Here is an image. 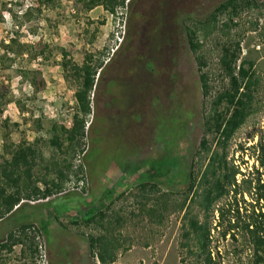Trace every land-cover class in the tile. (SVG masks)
I'll use <instances>...</instances> for the list:
<instances>
[{
  "label": "rangeland",
  "instance_id": "rangeland-1",
  "mask_svg": "<svg viewBox=\"0 0 264 264\" xmlns=\"http://www.w3.org/2000/svg\"><path fill=\"white\" fill-rule=\"evenodd\" d=\"M221 1L224 0H203L202 3L200 0H125L124 7H117L115 13H111L103 5L86 10L80 0H56L54 5L43 7L41 18L29 21L22 27L23 42L38 51L46 46L53 53L47 61H43L41 56L37 60H29L28 55L5 58V65L0 70L2 91L5 99L13 98V101L2 105L0 113V162L3 161L4 142L16 145L26 142L34 144L39 150L36 176L56 179L55 170L58 167L55 161L64 170L70 161L73 166L70 171L66 170L68 178L60 192L47 199L25 200L21 209L0 221V239L6 238L10 230L23 224L32 225L27 233L34 236L39 249L38 253L33 254L28 242L23 246L17 245L11 253L5 254L6 264H42L45 259L48 264H66L71 258L70 249L74 244L71 234L75 233H83L87 238L105 235L111 240L116 248V260L111 264H190L195 261V254L189 253L188 248L182 245L185 242L183 225L186 210L177 206L184 200L185 192L168 199L165 186L157 192L149 188L143 192L140 184L144 173L142 170L135 172L133 168L153 155L157 158L161 147L167 148V144L171 146L176 138L185 136L187 144L184 145L199 148L204 135L203 115L209 112L212 100L228 83V79L222 76L219 61L223 45L237 41L240 42L241 59L254 62L253 70L259 81L254 92L255 111L230 140V157L234 156L236 163H239L242 156L240 145L248 146L259 140L264 128V0H258V7L242 10L233 23L227 14L219 16L215 31L208 37H204L203 31L199 30L202 46L198 54L207 61L202 71L190 49L188 35L184 41L179 37L182 21L184 30L187 25L193 28L195 20L206 19ZM35 3V0H0V10L3 12L0 55L6 52L5 45L13 29H18L15 15L21 14L30 5L35 6ZM225 23H229V27ZM127 33L128 42L122 45L104 69L103 80L101 82L99 79L98 90L95 96L92 94L93 114L86 125L87 136L81 145L85 152L77 155L59 152L50 143L54 135L52 126L55 122L61 124L64 121L71 126V112L74 109V87L62 74L59 47H64L70 58L78 63H82L87 52H93L96 56L100 51L105 52L104 58L107 59ZM150 34L156 37L154 40L158 46L163 39L171 37L169 46L176 65L172 63L171 80L167 79L164 83V58L157 48L156 54L160 58L155 78L160 97L155 120L148 115L144 102L138 101V104H133L132 118H126L129 126L125 127L124 124L122 129L119 122L112 120L115 115L113 111L121 104H112L111 109L106 108L105 103L106 99L119 94L121 101L128 104L131 101L128 99L130 87L124 86L119 90L114 87L108 92L106 82L126 71L127 60L133 62L138 56L137 48L131 44H137L141 38L146 41ZM170 41L168 39L167 46ZM163 43L166 44V41ZM183 44L185 47L181 46ZM135 68L129 70L128 74L131 75ZM201 73H207L210 78L208 95L202 89ZM99 77L97 75L96 81ZM161 107L167 110L162 113ZM151 120L156 126L154 140L160 143L154 148L156 152H150L147 145ZM6 132H9L7 138L4 136ZM208 137L211 138V135ZM10 156L7 154L5 157ZM244 157L249 159L245 154ZM196 160L195 169L198 171L207 160L199 156ZM80 166L82 170H79ZM180 180L182 178L178 180V188L184 191L187 184ZM38 185L45 188L41 181ZM48 204L51 207H46ZM51 210L58 220L49 213ZM97 210L105 212L100 225L95 222L89 225L82 222L79 226L71 224L76 214L87 218ZM194 211H198L195 206ZM199 217L203 219L202 212ZM214 218L211 215L210 220L213 222ZM44 220L46 230L41 227ZM62 223L67 225L66 231L62 230ZM212 234L215 244L218 233L214 230ZM88 244L83 246L85 253L78 261L85 257L93 264V261L97 262V256L90 254ZM191 244L197 245L195 240H191ZM234 245L229 236L220 243L223 264H244L246 252L234 253Z\"/></svg>",
  "mask_w": 264,
  "mask_h": 264
},
{
  "label": "trees",
  "instance_id": "trees-1",
  "mask_svg": "<svg viewBox=\"0 0 264 264\" xmlns=\"http://www.w3.org/2000/svg\"><path fill=\"white\" fill-rule=\"evenodd\" d=\"M56 0H35V6L26 7L21 14L15 15L18 29H13L4 54L0 55V70L5 65V58L15 59L18 56L28 55L29 60H37L39 56L43 61L50 59L53 50L46 46L38 51L32 45L23 42L21 29L29 21L43 16V7L52 6ZM86 10L103 5L111 13H115L117 7H124L125 0H80ZM259 6L258 0H224L221 1L204 20H195L192 28L186 26L188 42L191 51L195 54L200 71L207 65L205 57L198 54L202 42L198 36L202 30L204 37H208L217 27L219 16L228 15L233 23L234 18L247 7ZM3 20V12L0 10V22ZM194 23V22H193ZM236 25V24H235ZM229 27V23H225ZM61 60L59 62L62 74L66 81L74 87V109L71 112L72 125L61 124L52 126L54 135L50 143L58 148L61 153L83 154L85 149L81 147L87 136L86 125L93 114V96L98 90L99 78L102 66L106 60L105 52H99L96 56L93 52H87L82 63L70 58L64 47H59ZM13 58H12V56ZM222 76L228 79V83L215 96L211 102V108L204 114V135L200 140L199 148L187 147L184 137L176 138L174 143L162 149L155 161L142 160L135 165L133 171L142 170L144 176L140 184L143 192L160 191L161 187L167 189V199L175 194L185 192L184 200L178 204V208L185 209V223L183 246L189 253L195 254V261L190 264H223V252L220 243L229 236L234 245V253L246 252L244 264H264V128L259 135V140L248 146L241 144L240 162L236 163L234 156L229 155L230 140L245 123L247 118L254 113V92L259 79L253 70L254 62L241 59L240 42L224 44L219 58ZM240 61V62H239ZM248 65V66H246ZM202 89L205 95L210 92V78L207 73L200 74ZM13 101V98L5 99L0 80V113L2 105ZM91 121L89 127L91 126ZM211 135V138L208 137ZM4 136L7 138L9 132ZM66 141L68 144H65ZM184 143H186L184 145ZM213 144L215 147H213ZM3 161L0 162V221L16 213L25 200L38 201L47 199L55 192L63 189L68 172L72 168L71 161L66 164L64 170L59 162L57 166V178L48 179L46 176L38 177L35 174L38 148L34 144L26 142L20 144L3 143ZM185 148V149H184ZM11 156L6 158L5 156ZM249 156V159H245ZM206 159L196 171V157ZM252 160V164L250 162ZM204 166V167H203ZM82 170V166L80 169ZM46 173L45 175H47ZM187 184V188L181 191L178 188V180ZM42 182L45 188L38 183ZM179 182V183H180ZM194 206L198 211H194ZM46 207H51L48 204ZM203 213L200 220L199 213ZM49 213L58 220L54 211ZM214 215L213 222L210 220ZM105 218V212L97 210L92 216L84 218L76 214L71 220L73 225H81L82 222L89 225L91 222L101 224ZM62 230H67L66 224H60ZM30 224H23L17 229L10 230L6 238L0 239V264H6L5 254L11 253L17 245L23 246L29 243L33 254L39 252L34 236L27 233ZM46 230L47 223L41 224ZM216 230L218 238L213 244L212 232ZM70 233V232H69ZM73 245L70 249V260L77 261L85 253L83 246L88 244L89 252L96 255L102 264H111L116 260L115 246L105 235L89 236L83 234H71ZM191 240L196 241L192 246ZM227 252V250L225 249ZM241 260V259H240ZM93 264L97 262L93 261Z\"/></svg>",
  "mask_w": 264,
  "mask_h": 264
},
{
  "label": "flooded vegetation",
  "instance_id": "flooded-vegetation-1",
  "mask_svg": "<svg viewBox=\"0 0 264 264\" xmlns=\"http://www.w3.org/2000/svg\"><path fill=\"white\" fill-rule=\"evenodd\" d=\"M188 1H192V0H188ZM198 1L199 0H196V2ZM200 2L202 3L203 0H200ZM183 16H185V14H183ZM182 26H183V21L181 22V29H179L181 30L179 37L180 40L184 41L187 40V31L186 29L184 30ZM154 39H156V37H153L150 34L149 38L146 39V41H144V39L141 38L139 39V42H137V44L133 42L131 45L137 48L138 56H136V59L133 62L127 60L126 71H124L123 73H119L117 74V76H113L110 79H107L106 87L108 92H111L114 87H116L118 90L124 86H127L128 88L130 87L129 88L130 94L128 99H131V101H128V104L121 101L119 94L118 96L113 95L109 100L106 99V103H105V107L111 109H112V104H115L117 102L121 104L120 107H117L115 111H113L115 115L112 116V120L119 122L120 125L122 126V129L125 126L124 124H126L125 127L129 126L130 123L127 122L126 118L127 117L132 118L131 113L133 112L132 109L133 104L135 103L138 104V101L144 102L143 105L146 107L145 109L148 112V115L150 114L152 116V120H155L154 118L155 111H157L156 105L157 103H159L158 97H160L159 93L156 91L157 81L155 78L157 71L156 65L160 58L156 54L157 48H159L158 50L162 52L164 58L162 61V66L164 70L162 80L164 83L167 82V79L171 80V78L169 77L171 72V65L172 63L176 65L175 59H172L171 49L169 46L171 45V41H170L171 37L165 40L163 39V42L166 41V44L162 42L159 46L157 45L158 43H156L157 41ZM168 39L170 42L168 43L167 46ZM128 40H129V33H127L123 37V39L121 40L117 48L113 51L111 56L106 59L105 64L102 66L99 77L101 82L103 80L102 78H103L104 69L108 67L109 63H111V61L114 59V56L117 53V51L120 50L122 45H125L128 42ZM181 46L185 47V44ZM180 49L182 48L180 47ZM133 67H136L135 70H133L134 72H131L132 73L131 75L128 74L129 70L133 69ZM161 108H162L161 109L162 113L167 110L166 107H161ZM149 128L150 129L148 130V135L150 139H148L147 145L149 146L150 152H156V149L154 150V148H156V144L159 146L160 143H156L154 140L155 129H156L155 122L152 121V124ZM163 147L161 148L163 149ZM149 159H151L153 162L155 161L156 156L153 155V157ZM66 264H90V261L85 260V257H83L81 262H79L78 260L73 262L71 259L66 261Z\"/></svg>",
  "mask_w": 264,
  "mask_h": 264
},
{
  "label": "built area",
  "instance_id": "built-area-1",
  "mask_svg": "<svg viewBox=\"0 0 264 264\" xmlns=\"http://www.w3.org/2000/svg\"><path fill=\"white\" fill-rule=\"evenodd\" d=\"M43 261H44V262H43L42 264H48V262L46 261V259L43 260ZM97 264H100V261H99L98 257H97Z\"/></svg>",
  "mask_w": 264,
  "mask_h": 264
}]
</instances>
